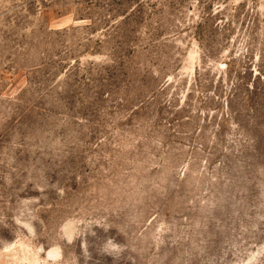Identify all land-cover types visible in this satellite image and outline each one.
Instances as JSON below:
<instances>
[{"label":"rangeland","instance_id":"1","mask_svg":"<svg viewBox=\"0 0 264 264\" xmlns=\"http://www.w3.org/2000/svg\"><path fill=\"white\" fill-rule=\"evenodd\" d=\"M0 264H264V0H0Z\"/></svg>","mask_w":264,"mask_h":264}]
</instances>
